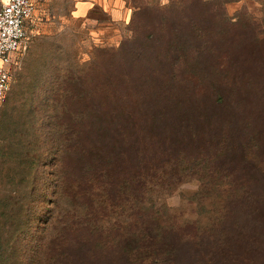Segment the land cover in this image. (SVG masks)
I'll return each mask as SVG.
<instances>
[{"label": "trees", "instance_id": "16d2710c", "mask_svg": "<svg viewBox=\"0 0 264 264\" xmlns=\"http://www.w3.org/2000/svg\"><path fill=\"white\" fill-rule=\"evenodd\" d=\"M228 3L131 22L120 48L50 78L39 107L19 103L16 74L0 236L23 241V264H264V19L232 22ZM186 178L195 219L161 200Z\"/></svg>", "mask_w": 264, "mask_h": 264}, {"label": "rangeland", "instance_id": "374dc122", "mask_svg": "<svg viewBox=\"0 0 264 264\" xmlns=\"http://www.w3.org/2000/svg\"><path fill=\"white\" fill-rule=\"evenodd\" d=\"M33 1L38 22H41L31 37L26 54L20 58L17 72L20 74L16 77L13 92L18 95L19 103L23 101V94H27L35 106L37 103L44 105L50 78L70 68L74 61L75 64L89 61L96 49L120 48L134 35L136 27L131 22L145 24L157 11L178 3V0H124L126 9L122 17L119 13L107 14L98 6L83 17L75 11L76 4L82 0ZM226 1L229 3L224 7L225 13L232 22L252 19L257 26L262 25L264 0ZM234 129L238 132L240 128ZM186 180L176 191H165L161 200L178 215L195 219L197 211L190 200L198 191V182L196 179ZM9 196L14 199L17 194ZM6 204L10 211L12 203L6 201ZM0 264H23V241L20 243L18 238L0 236Z\"/></svg>", "mask_w": 264, "mask_h": 264}, {"label": "built area", "instance_id": "2783aa9c", "mask_svg": "<svg viewBox=\"0 0 264 264\" xmlns=\"http://www.w3.org/2000/svg\"><path fill=\"white\" fill-rule=\"evenodd\" d=\"M33 0H2L0 9V111L19 71L20 58L39 25Z\"/></svg>", "mask_w": 264, "mask_h": 264}, {"label": "crops", "instance_id": "0c3cea01", "mask_svg": "<svg viewBox=\"0 0 264 264\" xmlns=\"http://www.w3.org/2000/svg\"><path fill=\"white\" fill-rule=\"evenodd\" d=\"M2 5V0H0V9ZM100 7L104 12L108 13H119L123 14V11L126 9V4L124 0H82L79 1L75 6V11L79 13V16L85 17L89 14L90 9L94 7Z\"/></svg>", "mask_w": 264, "mask_h": 264}]
</instances>
